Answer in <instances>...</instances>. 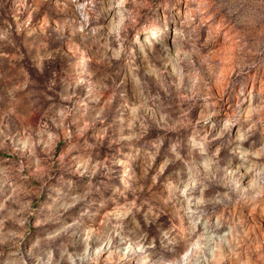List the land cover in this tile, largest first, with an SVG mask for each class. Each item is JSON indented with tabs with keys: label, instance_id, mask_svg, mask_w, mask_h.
Here are the masks:
<instances>
[{
	"label": "rangeland",
	"instance_id": "374dc122",
	"mask_svg": "<svg viewBox=\"0 0 264 264\" xmlns=\"http://www.w3.org/2000/svg\"><path fill=\"white\" fill-rule=\"evenodd\" d=\"M0 264H264V0H0Z\"/></svg>",
	"mask_w": 264,
	"mask_h": 264
}]
</instances>
